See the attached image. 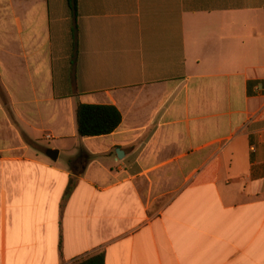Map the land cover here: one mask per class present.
Masks as SVG:
<instances>
[{
    "label": "crops",
    "instance_id": "crops-1",
    "mask_svg": "<svg viewBox=\"0 0 264 264\" xmlns=\"http://www.w3.org/2000/svg\"><path fill=\"white\" fill-rule=\"evenodd\" d=\"M76 24L72 67L67 0H0V264H264V0H77ZM80 103L118 127L79 136Z\"/></svg>",
    "mask_w": 264,
    "mask_h": 264
},
{
    "label": "trees",
    "instance_id": "trees-1",
    "mask_svg": "<svg viewBox=\"0 0 264 264\" xmlns=\"http://www.w3.org/2000/svg\"><path fill=\"white\" fill-rule=\"evenodd\" d=\"M71 17L72 54L71 65L75 64L77 53V0H67ZM74 68H71L73 71ZM121 121V114L113 105L78 104L76 107V125L78 135L100 136L114 131ZM71 264H104V253L98 252L86 256Z\"/></svg>",
    "mask_w": 264,
    "mask_h": 264
},
{
    "label": "water",
    "instance_id": "water-1",
    "mask_svg": "<svg viewBox=\"0 0 264 264\" xmlns=\"http://www.w3.org/2000/svg\"><path fill=\"white\" fill-rule=\"evenodd\" d=\"M116 154L119 156L120 151L119 150H116ZM47 155H48V157L50 159L55 160L56 159L57 152H56V150L48 149L47 150Z\"/></svg>",
    "mask_w": 264,
    "mask_h": 264
},
{
    "label": "built area",
    "instance_id": "built-area-1",
    "mask_svg": "<svg viewBox=\"0 0 264 264\" xmlns=\"http://www.w3.org/2000/svg\"><path fill=\"white\" fill-rule=\"evenodd\" d=\"M46 137L48 138L49 136L47 135Z\"/></svg>",
    "mask_w": 264,
    "mask_h": 264
}]
</instances>
